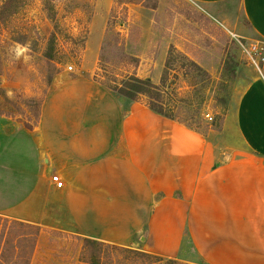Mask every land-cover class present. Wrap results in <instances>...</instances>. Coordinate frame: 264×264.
<instances>
[{
	"label": "crops",
	"instance_id": "obj_1",
	"mask_svg": "<svg viewBox=\"0 0 264 264\" xmlns=\"http://www.w3.org/2000/svg\"><path fill=\"white\" fill-rule=\"evenodd\" d=\"M237 2L235 30L264 43V0ZM43 105L32 128L0 118L1 219L189 264H264V78L242 91L240 145L218 167L202 135L94 84Z\"/></svg>",
	"mask_w": 264,
	"mask_h": 264
},
{
	"label": "rangeland",
	"instance_id": "obj_2",
	"mask_svg": "<svg viewBox=\"0 0 264 264\" xmlns=\"http://www.w3.org/2000/svg\"><path fill=\"white\" fill-rule=\"evenodd\" d=\"M151 1L0 0V118L32 128L45 100L67 82L94 84L117 97L111 88L131 76L147 78L159 87L164 110V116L153 114L202 135L206 158L218 167L240 145L235 109L244 88L264 78V43L235 30L242 23L237 0L216 6L157 0L155 10L145 7ZM251 44L259 51L249 55ZM135 102L148 106L143 96ZM6 221H0L4 259L23 252L28 264H189L141 246H91L78 236ZM12 237L7 249L3 244Z\"/></svg>",
	"mask_w": 264,
	"mask_h": 264
},
{
	"label": "trees",
	"instance_id": "obj_3",
	"mask_svg": "<svg viewBox=\"0 0 264 264\" xmlns=\"http://www.w3.org/2000/svg\"><path fill=\"white\" fill-rule=\"evenodd\" d=\"M128 3H135L134 1L128 2ZM157 4L158 1L157 0H152L151 1V5H145V7L155 10L157 8ZM228 72L231 74V79H233L234 77V72H233V67L229 65L228 67ZM113 93H115L117 96H119L120 98H124L127 99L130 102H135L140 96H143L145 98H147L148 100V109L155 114L164 116V110H163V105L160 102V97H161V92L158 86L154 85L150 79H141L138 78L136 76H131L128 80L124 81L122 83V86L120 87H113L110 89ZM167 118V117H166ZM171 121H173L174 119L172 118H167ZM0 221L2 222H7L5 219L2 220L0 219ZM10 224H12L13 226H17L18 228H35L37 229L36 226H32V225H28V224H23V223H19V222H10ZM37 235V233H36ZM21 240H20V238ZM24 238H26L25 234L22 233L19 236H17V245L19 246L20 243H22ZM12 238H10L9 240L6 241V245L5 243L3 244V246H7V249L10 248V245L12 244ZM83 241L89 245H102V243L96 242V241H92V240H88V239H83ZM9 247V248H8ZM115 249H122L119 248L117 246H113ZM17 253L19 248L16 247ZM128 251V250H127ZM132 252V251H130ZM95 253V251H94ZM132 254L135 255V257L137 258H144V259H154L156 262L160 261V258L157 256H152L150 254H146V253H142V252H132ZM8 255V254H7ZM32 255V254H31ZM30 255V256H31ZM4 255H2V253L0 254V261L1 264L2 263H6V262H12L14 263V261H16L17 263H22V264H28L29 263V258H27V255L23 252H20L16 255L13 256V258H8V259H4ZM29 256V257H30ZM10 257V256H9ZM94 264H96V262L94 261Z\"/></svg>",
	"mask_w": 264,
	"mask_h": 264
},
{
	"label": "built area",
	"instance_id": "obj_4",
	"mask_svg": "<svg viewBox=\"0 0 264 264\" xmlns=\"http://www.w3.org/2000/svg\"><path fill=\"white\" fill-rule=\"evenodd\" d=\"M258 51H259V48L256 46V44L255 45L251 44L248 46V50L246 51V53L249 55H252V54L257 53ZM50 181L57 189L63 188V181L58 175H51Z\"/></svg>",
	"mask_w": 264,
	"mask_h": 264
}]
</instances>
